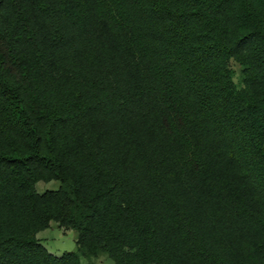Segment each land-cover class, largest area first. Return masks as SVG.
Wrapping results in <instances>:
<instances>
[{"label":"trees","instance_id":"obj_1","mask_svg":"<svg viewBox=\"0 0 264 264\" xmlns=\"http://www.w3.org/2000/svg\"><path fill=\"white\" fill-rule=\"evenodd\" d=\"M81 255L264 264V0H0V264Z\"/></svg>","mask_w":264,"mask_h":264},{"label":"rangeland","instance_id":"obj_2","mask_svg":"<svg viewBox=\"0 0 264 264\" xmlns=\"http://www.w3.org/2000/svg\"><path fill=\"white\" fill-rule=\"evenodd\" d=\"M230 67L234 73V81L238 88L242 89L243 76L241 66L235 62H230ZM61 183L59 181H50V182H39L36 186V189L39 193H44L46 191H55L60 188ZM41 244L55 256H61L67 252H76V233L74 230H66L60 228L56 223H51L49 229L40 232L37 235ZM81 257L82 264H113V261L107 256L101 255L98 258L87 259L84 256Z\"/></svg>","mask_w":264,"mask_h":264}]
</instances>
